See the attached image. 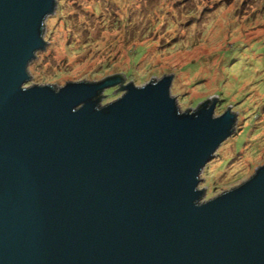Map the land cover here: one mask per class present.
Wrapping results in <instances>:
<instances>
[{
  "label": "water",
  "instance_id": "1",
  "mask_svg": "<svg viewBox=\"0 0 264 264\" xmlns=\"http://www.w3.org/2000/svg\"><path fill=\"white\" fill-rule=\"evenodd\" d=\"M56 5L0 0V264H264V163L215 197L199 189L230 107L180 112L172 74L25 86Z\"/></svg>",
  "mask_w": 264,
  "mask_h": 264
},
{
  "label": "rangeland",
  "instance_id": "2",
  "mask_svg": "<svg viewBox=\"0 0 264 264\" xmlns=\"http://www.w3.org/2000/svg\"><path fill=\"white\" fill-rule=\"evenodd\" d=\"M43 27L46 46L28 65L26 87L115 74L140 87L172 74L180 112L212 97L215 116L230 107L235 131L200 173L202 201L264 163V0H57ZM120 84L100 106L124 93L114 92Z\"/></svg>",
  "mask_w": 264,
  "mask_h": 264
},
{
  "label": "trees",
  "instance_id": "3",
  "mask_svg": "<svg viewBox=\"0 0 264 264\" xmlns=\"http://www.w3.org/2000/svg\"><path fill=\"white\" fill-rule=\"evenodd\" d=\"M141 48H142V47H141ZM145 51H146V50H145V49H143V53H142V55H140V57H139V58H142V56L145 54ZM132 53H133V52H131V54H132ZM115 76H116V77H118V78H120V77H123V75H122V74H120V75H115ZM115 76H114V77H115ZM138 76H139V75H138ZM128 77H129V76H128ZM119 88H120V87H119ZM122 88H123V87L121 86V88H120V89L122 90ZM112 91H113V90H111V91L109 92V94H111V92H112ZM99 98H100V96H99Z\"/></svg>",
  "mask_w": 264,
  "mask_h": 264
}]
</instances>
